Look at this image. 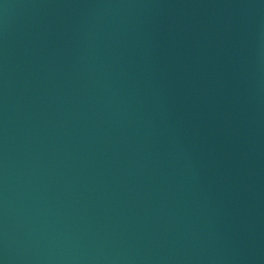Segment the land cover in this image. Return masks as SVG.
Listing matches in <instances>:
<instances>
[{
  "label": "water",
  "instance_id": "water-1",
  "mask_svg": "<svg viewBox=\"0 0 264 264\" xmlns=\"http://www.w3.org/2000/svg\"><path fill=\"white\" fill-rule=\"evenodd\" d=\"M0 264H264V0H0Z\"/></svg>",
  "mask_w": 264,
  "mask_h": 264
}]
</instances>
